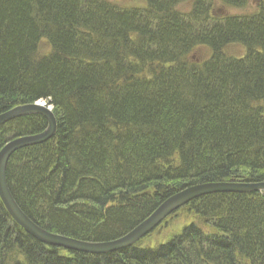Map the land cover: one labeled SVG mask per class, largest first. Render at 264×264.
I'll return each instance as SVG.
<instances>
[{
	"label": "trees",
	"instance_id": "obj_1",
	"mask_svg": "<svg viewBox=\"0 0 264 264\" xmlns=\"http://www.w3.org/2000/svg\"><path fill=\"white\" fill-rule=\"evenodd\" d=\"M144 1L0 0V114L51 98L59 116L50 141L11 157L8 183L54 233L116 240L187 186L264 182V10L213 17L212 0ZM244 1L221 0L235 9ZM235 45L243 57L220 53ZM207 47L212 55L192 64ZM154 62L181 66L158 74ZM46 127L40 115L3 125L0 151ZM184 208L194 221L170 240L64 256L15 226L0 202V264H264L263 192L206 195Z\"/></svg>",
	"mask_w": 264,
	"mask_h": 264
},
{
	"label": "water",
	"instance_id": "obj_2",
	"mask_svg": "<svg viewBox=\"0 0 264 264\" xmlns=\"http://www.w3.org/2000/svg\"><path fill=\"white\" fill-rule=\"evenodd\" d=\"M47 107H33L26 105L8 110L0 114V127L3 125L29 115H42L47 119L48 127L42 133L36 135L22 136L18 139L9 141L0 151V193L2 196L11 197L9 195V187L7 182V166L11 156L22 148L36 146L49 141L57 131V119L53 114H49ZM264 192V182L260 183H224L211 182L205 185L191 186L188 190L180 192L172 196L169 200L162 203L158 209L143 223L132 229L125 236L113 240L112 242H83L77 241L70 237L61 235H52L47 231H40L38 227L30 220L20 215L18 207L10 199L9 202H3L7 211L13 216L15 221L31 236L38 241L53 247L64 248L72 252H80L92 255L108 254L116 252L121 248H129L142 238L147 236L157 226H159L166 216L177 210L183 205H187L193 200L213 193H252Z\"/></svg>",
	"mask_w": 264,
	"mask_h": 264
},
{
	"label": "rangeland",
	"instance_id": "obj_3",
	"mask_svg": "<svg viewBox=\"0 0 264 264\" xmlns=\"http://www.w3.org/2000/svg\"><path fill=\"white\" fill-rule=\"evenodd\" d=\"M106 1L111 3V4L117 5L118 7L124 8V9H130V8H135V7L136 8H142V7L146 6V4H147V3L145 4L144 0H106ZM212 1H213V4H214V7H215V12H217L216 15H219V16H222V15H231V16L237 15V16H239L240 15L241 16V15L250 14L252 9L257 7V6H259L264 0H249V5L248 6H250V7L246 8V9H243V10L235 9V8H233V9L232 8H226V7L224 9V7L222 8L221 0H212ZM191 5H192V1H189L186 4H183V5L179 6L178 10L181 11V12H188L190 10V8H191ZM228 50H229V53L231 54V56H233V57H243L245 55V53H246L245 49L242 46H239V45L232 46ZM39 51H40L41 55H47L49 53L50 46L45 40H43L40 43ZM200 53H202V51H200ZM197 55H198L197 53H194L193 57H199ZM208 56H209V54L206 55V52L204 51V58L203 59L207 58ZM46 122H47V119H46ZM47 127H48V123H47ZM18 138H20V137H17V138H14V139H18ZM14 139H12V140H14ZM12 140H10V141H12ZM7 182H8V178H7ZM190 187L191 186H187L184 189L173 193L172 196H175L176 194H178L180 192L186 191ZM172 196L166 198L162 203H164L167 200H169ZM185 206H187V205L181 206L180 208H178L177 210L172 212L170 215L166 216V218H164L163 221L165 219L166 220L164 222L162 221L163 223H161V225L157 226V228L154 229L153 231H151L150 232L151 234L145 238L144 243H143L144 246L157 245L158 243H162L163 241L170 240L173 236H175L180 231H182L185 226H187L190 223H192L194 221V218H193L192 215H190L188 212H186V209L184 208ZM148 218H146L145 220H147ZM144 221H142L141 223H143ZM57 235H60V234L57 233ZM61 236H64V235H61ZM65 237H67V236H65Z\"/></svg>",
	"mask_w": 264,
	"mask_h": 264
},
{
	"label": "bare ground",
	"instance_id": "obj_4",
	"mask_svg": "<svg viewBox=\"0 0 264 264\" xmlns=\"http://www.w3.org/2000/svg\"><path fill=\"white\" fill-rule=\"evenodd\" d=\"M103 3H105L106 2V0H101ZM249 5V0L247 1H244V6L243 7H241V8H239L240 10H243V9H246V8H248V7H250V6H248ZM117 6V5H116ZM263 6L264 5H259V6H257V7H255V8H253L252 9V11L250 12V14H248V15H252V16H257V15H259L260 13H262V11L264 10V8H263ZM224 7V9H225V5L222 3V8ZM136 8V7H135ZM233 9V8H232ZM166 12L167 13H169L170 11L168 10V9H166ZM210 13H211V15L213 16V17H215V16H219V15H216V13L217 12H215V7H214V4L212 3L211 5H210ZM141 42H142V40H141ZM230 47H232V46H229V47H227V46H225L223 49H221V52L220 53H223L224 55H226V56H229L230 58H231V54L229 53V48ZM244 48V47H243ZM198 51V52H197ZM200 51H202V53H200ZM205 52H206V55L207 54H210V55H212V53H213V49H211L210 47H207V49H205ZM195 53H197L198 55L197 56H199V57H193L191 60H192V64L194 63V64H200L201 62H202V60H203V58H204V48H201V49H199V50H196L195 51ZM40 56H42V55H40ZM43 57V56H42ZM78 60H80V61H82V62H85V63H87V64H90L89 62H88V60H92V57L90 56V55H87V54H83V53H80L78 56ZM32 58H33V56H32ZM81 58V59H80ZM236 58H241V57H236ZM35 60H44V59H42V58H40L39 56H35L34 57V62L35 63H37V62H40V61H35ZM145 61L146 60H139L137 57H133L132 59H131V62H133V63H135V62H139V64H141V65H145ZM180 67L181 65H179L177 62H173V63H170V62H164V63H162V64H159V63H157V62H154L153 64H152V66L150 65L149 67H151V68H154L156 71H157V73L158 74H160L161 72H163V73H168V72H170V71H172V70H174V69H176V67ZM189 66V65H188ZM170 68V69H169ZM185 69L187 70V68L185 67ZM154 77V76H153ZM42 102V103H41ZM256 102V103H255ZM260 104H261V109H262V111H264V98L263 99H261V100H259L258 101ZM253 103V106H257V101L256 100H254V102H252ZM49 104V105H48ZM27 105V103H20L18 106L19 107H22V106H26ZM28 105H31V106H33V107H36V108H39V107H47L48 108V113L49 114H53V116H54V118L55 119H57V117H59L58 116V113H57V111H56V108H55V106L53 105V103H52V101H51V98H47V100H39V101H36V102H34V103H32V104H28ZM17 106H14V107H12L11 109H14V108H16ZM46 108V109H47ZM11 109H9V110H11ZM4 113V112H3ZM30 116V115H29ZM40 116H42V115H40ZM24 117H27V116H24ZM45 120H46V117L45 116H42ZM22 118V117H21ZM8 143V142H7ZM6 143V144H7ZM45 143V142H44ZM5 144V145H6ZM41 144H43V143H41ZM41 144H39V145H41ZM29 147H33V146H29ZM29 147H25V148H29ZM25 148H22V149H25ZM22 149H20V150H22ZM16 153V152H15ZM14 153V154H15ZM13 154V155H14ZM12 155V156H13ZM11 156V157H12ZM11 159V158H10ZM10 159H9V161H10ZM221 182H224V183H235V182H230V181H221ZM209 183H211V182H209ZM208 182H202V183H198V184H194V185H191V186H197V185H200V184H202V185H205V184H209ZM218 183V182H217ZM9 184V183H8ZM8 187H9V185H8ZM9 195L8 196H11V197H6V196H2L1 195V193H0V202H1V204H2V206L4 207V209L6 210V215L8 216V218H9V220L13 223V224H15V226H17V227H19L20 228V230H23L26 234H28L16 221H15V219L13 218V216L12 215H10L9 214V212L7 211V209H6V206L4 205V203L3 202H9V200L11 199L14 203H15V205L18 207V210H19V213H20V215L21 216H23L24 218H26V219H28V220H30L32 223H34L37 227H38V230H40V231H47V233H49V234H52V235H57V233H54V232H52V231H50V230H48V229H45L44 227H42V226H40L38 223H36L35 221H33L32 220V218L29 216V214L27 213V211L23 208V206L19 203V201H18V198L17 197H15L14 195H13V193H12V191H11V189H10V187H9ZM213 194H220V193H213ZM213 194H209V195H213ZM194 201V200H193ZM151 233H149L148 235H150ZM28 235H30V234H28ZM31 236V235H30ZM31 237H33L35 240H37L34 236H31ZM73 239H76V238H73ZM77 241H83V242H90V241H86V240H81V239H77ZM113 240H108V241H103V242H100V243H106V242H112ZM40 242V241H39ZM42 243V242H41ZM44 244V243H43ZM46 245V244H45ZM47 246H49V245H47ZM49 247H53V246H49ZM54 248H57V249H61L62 250V252H60L61 253V255H64V256H67V255H69V253L70 252H72V251H70V250H66V249H64V248H58V247H54ZM126 249H128V247L127 248H121L120 250H118V251H124V250H126ZM117 252V251H116Z\"/></svg>",
	"mask_w": 264,
	"mask_h": 264
}]
</instances>
